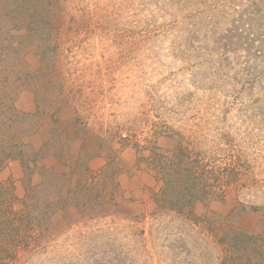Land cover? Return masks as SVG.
<instances>
[{
    "label": "rangeland",
    "instance_id": "rangeland-1",
    "mask_svg": "<svg viewBox=\"0 0 264 264\" xmlns=\"http://www.w3.org/2000/svg\"><path fill=\"white\" fill-rule=\"evenodd\" d=\"M249 35L264 0H0V264H234L236 233L258 243L264 41L230 44Z\"/></svg>",
    "mask_w": 264,
    "mask_h": 264
},
{
    "label": "trees",
    "instance_id": "trees-1",
    "mask_svg": "<svg viewBox=\"0 0 264 264\" xmlns=\"http://www.w3.org/2000/svg\"><path fill=\"white\" fill-rule=\"evenodd\" d=\"M253 36V35H252ZM241 37V36H240ZM227 41V40H226ZM232 41V42H231ZM236 41V42H235ZM264 41V36L263 38H260L259 36H254V37H250V35L248 37H243L240 39V42H238L237 37H233L231 36V40H230V44L231 45H242L243 48H253L254 45H258L260 49V47L262 46ZM227 47L231 48L229 46V43L227 41L226 44ZM247 50V49H246ZM259 51V50H257ZM253 53V49L250 53V55H252ZM249 55V56H250ZM184 153V151H183ZM11 157H8V159H10ZM6 159V160H8ZM4 160V161H6ZM190 161V160H188ZM188 161H183L182 163L178 164V170H177V181H179V183L177 184V189H179L180 193L183 194V191H187L189 190V179H196L197 173L194 170V167L192 168V166L190 165V162ZM197 163V166L199 167V169L201 170V174L202 175H206L208 173V165L206 162L201 163L200 161H197L194 163V165ZM193 165V166H194ZM225 170V172L229 173L228 169H223ZM198 172V169H197ZM225 180V179H224ZM188 184L187 186L184 184ZM171 187V184L167 183V187ZM169 198L171 199V202L175 205V201H177V199H180L179 196H175V197H171L169 196ZM166 203V200H163ZM182 200H179V202ZM162 203V200H160V204ZM173 206V205H172ZM170 206V207H172ZM176 206H173L172 208H175ZM185 207V206H182ZM190 210H193V207L188 205ZM172 208L169 209V211H172ZM237 242H235V246L232 247V249L235 251L234 252V256H229V259L232 260L234 262V264H264V235H261V239L258 243L253 244V242L255 241V237L251 236V235H242L240 233H236V238ZM9 258H11V255H8ZM1 261H3V257L0 258ZM224 264H227L226 262Z\"/></svg>",
    "mask_w": 264,
    "mask_h": 264
}]
</instances>
